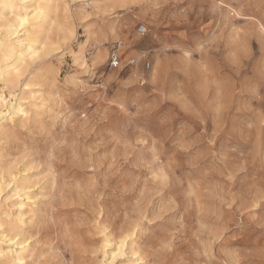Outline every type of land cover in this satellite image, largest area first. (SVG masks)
<instances>
[{"label": "rangeland", "instance_id": "1", "mask_svg": "<svg viewBox=\"0 0 264 264\" xmlns=\"http://www.w3.org/2000/svg\"><path fill=\"white\" fill-rule=\"evenodd\" d=\"M126 1L68 2L89 15L50 52L52 84L34 81L37 118L0 144L34 179L33 248L44 264H94L96 219L140 218L146 264H264V0ZM80 45L84 65L70 55Z\"/></svg>", "mask_w": 264, "mask_h": 264}, {"label": "bare ground", "instance_id": "2", "mask_svg": "<svg viewBox=\"0 0 264 264\" xmlns=\"http://www.w3.org/2000/svg\"><path fill=\"white\" fill-rule=\"evenodd\" d=\"M76 1L77 0H0V144L7 143L9 142V140L14 139L18 129L24 127L26 122L31 121L30 119L34 118L33 116H35L36 113H33L34 114L33 116L29 115L32 113L28 111L30 109L27 110V108H29L28 106L27 108L25 107L26 105L25 101L28 100L29 98L32 99H34V97L35 99L37 98L36 96H38V94L37 92H35L36 90L33 88L35 87L37 88L38 86L37 84L39 82H40L39 85L41 86L42 84L41 81H44V83L46 84L48 82L47 80L54 78L55 72L52 67L53 63H51L50 58L48 57L50 52L53 53V51L55 52L57 49H59L60 46L66 45L68 41L70 42L75 35V30H76L75 23L78 20L84 19L87 15H89L86 12H84L83 8L80 7L79 9L76 8L77 9L76 11H72L73 9L70 10L68 6V2L76 3ZM125 1L126 0H105V3L114 5V4H124ZM130 2L133 1L131 0ZM91 3H90L91 6L94 5V9L99 8L100 5H102L100 4V2L97 1ZM97 12L99 13L102 11H97ZM55 46L57 48H55ZM84 46L85 45H80L78 47L79 50L78 53L70 51L71 53L70 55L73 57V60L80 61L81 65L82 64L84 65V61H85L82 53ZM58 53L59 52L53 54H55V56L56 55L58 56ZM103 57H104V53L101 51H97L92 57V62L93 63L101 62ZM35 80L36 81L38 80L39 82L37 81L38 83H35L36 82ZM51 84L45 85V87L47 88V86H51ZM39 98H37L36 100L38 101ZM33 106H35L36 109L38 107V105L37 106L33 105ZM37 111L39 110L37 109ZM29 124H26L25 126L27 127ZM30 127H32V125ZM22 145L24 148V142ZM19 150L21 149L19 148ZM8 151H10V149ZM25 151L26 149L24 150V152ZM9 156L10 155L8 153L0 149V264H44L41 262V260L43 256L47 254H44V252H42L40 248H39L40 251H38L37 248H33L32 246V242H33L32 239L37 232L38 222L41 213V210L39 208L40 205L38 206L37 204V203L40 204V202H37L38 201L36 199L37 196L32 195L31 192H29L30 189L32 190L33 187V185H31L33 184L31 180L34 179L30 177L29 178L31 180L27 179L28 175L27 178H24L26 177V175L23 176L21 174L23 173V171L26 170L23 169V167H22L23 170L21 168L19 169V167L17 168V165L21 162L18 163L15 162L14 160H10L11 157L9 158ZM30 156L32 157V155ZM21 159H23V154ZM23 164L24 163H22V165ZM45 165H47V163ZM27 169H31V168H28L27 166ZM28 172H30V170ZM43 172L45 173L46 171L43 170ZM36 174L33 176H37ZM39 174L40 172L38 173V175ZM45 176L48 177L46 174ZM42 180L39 181L41 182ZM44 184L46 186V189L49 188L50 192L54 191L55 188H57L56 180L54 179L51 173H49V178L47 179L46 183L45 182L43 183V185ZM45 194L47 195V193ZM39 197L40 195L38 196V198ZM43 197H40V200ZM77 198L80 199L79 197ZM11 200L15 202H12ZM13 208H15L14 212L12 210ZM140 213L141 212H138V214ZM109 221H112V218ZM139 221L140 218L137 219L135 222L128 224L125 227H121L119 229H114L112 227L110 229L109 226L108 227L106 225L104 226L106 219L105 221L102 218H100V220L96 219L95 225L93 227L94 231L92 232V234L93 236H97L98 238L95 240L93 239L92 241L88 240L87 238V242H88L87 244H90L92 248L96 247V249L95 250L91 249L92 251L86 250L85 252L89 254H96V257L98 256L97 254H99L101 260L97 261V259L93 258L95 261L94 264H113V262L116 259L119 258L121 259L122 257H126L125 261L122 260L123 262L120 261L121 263L119 264H135V263L146 264L145 262L142 261L140 254L141 250L137 245L138 242L136 243L135 240L137 237L136 234L138 232V230L136 231V228L139 224ZM41 228H42V224H41ZM42 236L44 238V235ZM90 236H85V237L90 238ZM81 243L83 244V241L80 242V244ZM42 245L44 244H41V246ZM111 246L113 248L111 250H108V248ZM85 247L87 246H84V248ZM55 250L56 248L52 246L48 249L47 253L50 254L54 253ZM45 257L43 259L44 261L46 260ZM47 258L49 259V257ZM84 261L86 260L84 259ZM83 264H85V262H83Z\"/></svg>", "mask_w": 264, "mask_h": 264}, {"label": "built area", "instance_id": "3", "mask_svg": "<svg viewBox=\"0 0 264 264\" xmlns=\"http://www.w3.org/2000/svg\"><path fill=\"white\" fill-rule=\"evenodd\" d=\"M145 32L144 27H139L138 28V33L143 34ZM109 65L111 69H117L119 67V58L117 55H112L110 60H109Z\"/></svg>", "mask_w": 264, "mask_h": 264}]
</instances>
